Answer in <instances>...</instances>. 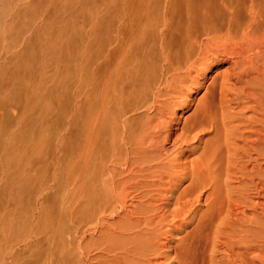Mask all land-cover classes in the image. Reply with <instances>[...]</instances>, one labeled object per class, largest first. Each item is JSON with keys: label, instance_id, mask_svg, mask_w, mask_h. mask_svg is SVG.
Returning a JSON list of instances; mask_svg holds the SVG:
<instances>
[{"label": "bare ground", "instance_id": "obj_1", "mask_svg": "<svg viewBox=\"0 0 264 264\" xmlns=\"http://www.w3.org/2000/svg\"><path fill=\"white\" fill-rule=\"evenodd\" d=\"M103 15L107 58L86 60V108L72 118L74 169L91 174L87 190L77 184L78 197L92 203L97 183L104 196L77 232L79 258L264 264V0H106ZM97 18L90 14L92 38ZM56 34L48 52L63 47ZM19 54L31 72L35 60ZM6 156L0 162L12 165ZM174 233L181 235L171 247Z\"/></svg>", "mask_w": 264, "mask_h": 264}, {"label": "rangeland", "instance_id": "obj_2", "mask_svg": "<svg viewBox=\"0 0 264 264\" xmlns=\"http://www.w3.org/2000/svg\"><path fill=\"white\" fill-rule=\"evenodd\" d=\"M87 1L89 3L85 5V0H0V156L6 154V158L12 159L9 166L0 162V264H83L77 253L80 237L77 232L87 228L93 210L104 202L98 183L95 190L97 201L94 199L91 203L88 196L78 197L77 184L87 190L91 186V177L86 168L79 172L74 169L76 152L72 146L75 107L83 104L86 108L87 71L92 66H86L85 62L98 60L99 63L107 58V46L103 43L105 33L100 25L103 24L106 0ZM90 12L98 15L96 39L92 38ZM8 22L12 29L7 32ZM62 27H66L63 29L65 33H61ZM55 34L61 36L57 37L63 47L60 46L59 52L51 53L47 51V45L51 44ZM92 39L96 42H91ZM11 40L13 45H8ZM94 43L96 45L92 48ZM25 51L35 60L29 73L25 72L24 59L19 54ZM13 72L20 74V78L16 79ZM82 79L81 96L75 100L74 91ZM36 103L38 108L35 109ZM37 137L41 142H37ZM74 209L80 210L73 215ZM81 215L84 223L83 219L76 221L81 220ZM180 235L174 233L168 237L171 247ZM82 236L87 241L84 243L92 249L94 234L87 231ZM120 242L121 245L127 244L121 238ZM72 243H75V249Z\"/></svg>", "mask_w": 264, "mask_h": 264}]
</instances>
